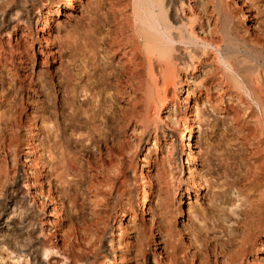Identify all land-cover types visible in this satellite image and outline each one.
<instances>
[{
  "label": "rangeland",
  "instance_id": "374dc122",
  "mask_svg": "<svg viewBox=\"0 0 264 264\" xmlns=\"http://www.w3.org/2000/svg\"><path fill=\"white\" fill-rule=\"evenodd\" d=\"M65 1L44 0L42 8L35 6L30 11V17L33 19L32 24H30L31 27L30 25L25 26V28L30 27L29 29L37 33L39 26L43 23L44 14H47V5L52 6L60 2L62 12L53 17L54 20L49 28L53 39L50 46L55 55L48 56L45 53L44 42L40 47L41 43L39 44L38 39L33 40L30 39V36H21L19 29L12 30L10 36L7 33L1 37L3 51L0 52V178L3 183L7 179L5 178L6 175L11 183V180L19 175V171L20 173L23 172L22 169L30 168L31 171H35L34 168L38 170L43 164L45 157L41 156L38 159L37 151L46 152V125L48 123L46 116L50 108L46 87L53 91L52 99L56 102L54 111L57 110L55 113H58V119L62 122L64 121L61 115L64 94L59 89L62 88L60 82L66 81L64 79L66 75L63 76L65 72L62 70L64 66H68L71 73L72 71L75 72L73 76L71 74V78L75 80L77 76L79 77L75 74L81 70L80 68L84 66V63L91 61L89 59L91 53L88 51L90 49L84 50L86 46L79 52L66 46L71 44L77 46L80 40V29L94 14V4L100 0H76L75 7L66 11L63 10ZM104 1L107 0H101L102 4L105 3ZM227 2V10L233 13L231 15L234 16L236 23H239L238 26H241L243 35L245 34L249 39L264 35V0H227ZM38 32L42 37L43 32L41 30ZM17 45L19 48L12 50ZM58 49H61V54L57 53ZM33 52H35L34 56H32ZM83 52L84 57L80 55ZM27 53L30 55L27 56ZM20 55L23 56V59L19 62L18 56ZM83 58L84 61H82ZM119 59L121 60L119 56L115 58L118 65L114 63L118 70L124 65L123 61L117 62ZM71 61L74 62L71 63ZM101 62V64L105 63L103 60ZM208 70H211V65L205 64L199 65L193 71L190 69L182 72L183 86H178L176 101H170L171 108H167L166 105V108L163 107L160 110V117L167 116L171 111H174L176 117L167 120L169 126L168 128L164 126L166 128L163 130L168 138L165 140L161 136L157 147H154L156 131L152 130L151 136L147 140L145 134L140 131L141 128L138 131L133 130L135 124L128 125V127L125 125L126 133H121V135L123 134L121 136L118 135V129L122 126L111 123L110 134H114L111 136L109 134V140L107 142L103 140L100 145L96 141H92V138H88L87 132H90V124L84 121L85 118L82 116V119L80 117V121L76 122L78 126L69 127L68 129H72L71 131L67 129V135H70L72 140L84 139L83 141H86L84 146L83 143L82 145L78 142L73 143L74 146H78L73 152L77 161H80V179L78 178L80 183L78 182L76 186L72 187L70 193L76 195L78 200L77 213L80 218H76L75 213L73 211L69 213L67 209L59 214L52 210V203L41 204L40 201L43 200V197L39 194L34 196L37 205L41 206H39L40 211L36 213V218L47 222L45 226L48 230L51 229L52 235L58 236V238L62 237V239H58L60 245L62 244L61 246L69 242L75 227L78 226L87 230L96 220L97 216L94 211L96 204L91 190H93V185L102 179L106 168L105 163L110 161L108 152L113 144L112 139H115L120 145L126 142L122 150L123 154L126 155L124 156L125 161L131 165H126V172L132 182L130 189L133 192L130 196L125 195L127 199L124 201L129 205L126 215L122 214L119 206H116V209H108L107 215L110 217L106 218V225L101 226L103 232L100 234L103 237L100 235L101 241L95 239L97 245L95 244L91 254L89 253L93 264L105 262L106 264H171L169 263L171 255H174L177 264H237L242 246H248V244L253 245V247L245 254L243 264H264V247L262 245L264 244V230L257 229V210L264 209V159L262 158L264 151H261L258 145L256 148V141L249 135L251 127L248 121L250 119L243 111L246 106L230 97L228 93L222 95L219 89L214 90L209 98L202 95L196 102L190 101L186 104L182 101L186 98L189 89H195L196 84L201 83ZM39 73H43V79L39 77ZM82 75V79H84V74ZM111 92L107 96L108 105L114 104L113 106L123 110L130 109V101L124 92ZM83 95L81 94L79 97L78 94V100L76 99L78 103L85 102L87 96ZM57 106H59V110ZM189 110H192L191 113L187 112ZM184 116H191L188 121L194 123L190 144L191 147L194 145L193 149L195 148L194 151L197 155L195 172L199 176L196 175L195 182L188 178L189 169L187 166L189 164L186 163L188 148L181 147L183 140L189 143V135L186 136L187 130L184 127L187 120ZM32 129L36 132L33 140L35 142L32 144L34 147L28 148L30 130ZM160 132L158 134L163 133V131ZM171 133L172 138L175 137L174 141L177 143L176 149L182 153L184 163L178 161L176 164L174 161L175 151L174 154H171V151L168 152L167 145L172 138L170 140V135L167 136V134ZM164 142H167V145H163ZM107 143L109 144L106 145ZM8 145L11 146V149ZM149 146L151 148L148 152ZM33 148L36 150L34 151ZM3 150H5L6 158ZM29 150L33 153H26ZM171 155H174L173 158ZM170 158L172 161L169 160ZM114 159L116 158L114 157ZM171 163H174V166H171ZM134 171L136 173L133 175ZM45 173L46 171H44ZM146 174H150L148 181L146 178L143 179ZM45 182L43 185L48 189ZM35 186L37 185L29 184L27 188L34 192ZM144 187L148 188L150 197L147 201L148 204H145L143 214H141L139 204L142 203L140 199ZM64 196L65 205H68V195L63 193ZM132 204H135L134 207L139 211L135 221L131 220L133 211L130 206ZM100 210L102 208L97 209V211ZM120 221L121 223H119ZM229 225L232 226L233 231L228 230ZM111 231L113 233H110ZM52 235L49 234L48 238H54ZM63 242L65 243L63 244ZM119 243L122 244L119 245ZM254 249L255 251L259 249V251L253 252ZM113 252L116 253L115 258L111 255ZM159 252L160 254H158ZM5 261L8 262L7 264H16L15 260L7 259Z\"/></svg>",
  "mask_w": 264,
  "mask_h": 264
},
{
  "label": "bare ground",
  "instance_id": "6f19581e",
  "mask_svg": "<svg viewBox=\"0 0 264 264\" xmlns=\"http://www.w3.org/2000/svg\"><path fill=\"white\" fill-rule=\"evenodd\" d=\"M43 3L44 0H0V52L3 49L1 37L7 33L10 36L12 30L19 29L21 30V36H30V39L33 40L38 39L39 44L41 43L40 47L44 42L45 53L48 56L55 55L50 46L53 39L49 28L54 20L53 17L60 15L62 12L60 2L52 6L47 5V14H44L43 23L39 26V29L37 28L38 31L43 32L42 37H40L37 30V33H34V30L29 29L33 20L30 17V11L35 6L42 8ZM75 3L76 0H66L63 10H72ZM94 5V14L91 15L86 25L80 29V40L77 46L73 44L66 46L69 49H76L78 52L86 46L84 50L90 49L88 51L91 53L89 58L91 61L89 63L85 62L81 68L79 66L82 71L80 70L78 71L79 74H75L79 75L78 78L75 76V80L71 78L75 72L72 71L71 73L68 66H64L62 70L66 73H63L64 77L66 75V78H64L66 81L60 82L62 88L59 89L64 94L62 100L63 112L61 114L64 121L62 122L58 119V113H55L57 110L54 111L56 102L52 99L53 91L46 87L50 102L49 113L46 116L47 125L49 124L46 125V152L37 151L38 159L41 156L45 157L43 164L38 169L39 171L35 168V171H31L30 168L22 169L23 172L20 173L19 171V175L13 176V180L9 179L12 181L11 183L8 181L7 175L4 183L0 178V264H7L8 262L5 261L7 259L15 260L16 264H93L89 253L96 244L95 239L101 241L102 235L100 233L103 232L101 226L105 224L106 218L110 217V215H107L108 209L111 210V208L119 206L123 215H126L128 211L129 205L125 203L124 199H127L125 195H132L133 191L130 189L132 182L126 172V165L129 162L125 161L124 156L126 155L123 154L122 150L126 142L120 145L115 139H112L113 144L108 152L110 161L105 163L106 168L102 179H98L99 181L92 187L91 192L94 195L96 204L94 208L97 216L96 220L87 230L78 226L75 227L71 237L69 236V242H63V244L65 243L64 246H61L62 244L60 245L58 242V239H62V237L58 238V236L52 235L51 229L48 230L45 226L47 222L36 218V213L40 211L41 206L37 205L34 196L39 194L43 197V200L40 201L41 204L52 203V210L59 214L67 209L69 213L73 211L76 218H80L77 213L78 200L75 194L70 193L72 187L78 184L80 176V161H77L73 150L78 147L74 146L76 142L81 145L83 143L84 146L86 141L84 142V139L76 141L73 139V141L70 135H67V129L75 127L76 122L80 121L82 116L86 119L84 121L90 124L89 130L91 133L87 130L88 138H92V141H96L100 145L103 140L106 142L109 140L111 123L122 126L118 129V135L123 132L126 133L125 127H128V125L135 124L133 130L138 131L141 128L140 131L145 134L147 140L151 136V131H156L154 147H157L158 141L162 137L165 140L168 138L163 130L169 126L167 120L176 117L174 111H171L165 117H160V110L163 107L166 108V105L167 108L170 107V101H176L178 86H183V71H189L190 69L193 71L199 65H211V70L206 72L201 83L196 84L195 89H189L186 98L182 101L186 104L190 101L196 102L202 95L209 98L216 89L221 90L222 95L228 93L230 97L246 106L243 111L250 119L248 121L251 127L249 135L256 141V148L258 145V148L260 147V150L264 151V35L253 37V39H249L245 34L243 35L240 29L241 26H238L239 23L237 24L233 18L234 16L231 15L233 13L227 10V0H107L104 4L100 0ZM26 25H30V27L25 28ZM18 48L17 45L12 50ZM57 53L61 54V49H58ZM34 54L35 52L32 53V56ZM83 54L84 52L80 55ZM29 55L30 53H27V56ZM118 56L121 60L119 59L117 62L123 61L124 63L119 70L116 68L118 64L115 60ZM18 57L19 62L22 61L23 56ZM102 60L105 63L101 64ZM82 61H84V58ZM73 62L71 61V63ZM42 74L39 73L41 79L44 78ZM82 74H84L85 80L82 79ZM111 91H114V93L124 92L128 101L131 102H129V105L131 104L130 109L123 110L116 108L113 106L114 104L108 105L109 99L107 96L112 93ZM80 93L87 96L83 103L77 102V96L79 94L80 97ZM190 111L192 110L187 112L191 113ZM190 117H185L187 121L186 126H184L187 130L186 136L189 135V143L183 140V146H180L188 148V160L186 161L189 164L187 166L189 169L188 178L195 182L196 175H198L195 172L197 155L194 151L195 148L193 149L194 145L191 147L190 144L194 124L188 121ZM160 131H163V133L158 134ZM35 134L34 129L30 130L28 148H32V144L35 142L33 141ZM113 134L111 133L110 136ZM169 135L171 140L173 135L172 133L167 134V136ZM174 139L175 137L172 138L171 142H168L169 145L166 144L167 142H164L163 145H167L168 152L171 151V154H174L175 151L176 157L173 160L176 164L178 161L184 163L182 153L176 149L177 143ZM96 142L93 143L96 144ZM103 143L105 144V142ZM150 148V146L147 148L148 152ZM33 149L36 150V148ZM3 151L6 158L5 150ZM30 151L26 153H33ZM9 155L11 156V154ZM14 155L17 156V154ZM262 158L264 159V155ZM169 160L172 161L171 158ZM171 166H174V163H171ZM44 171H46L45 174ZM33 173L36 175H33ZM135 173L134 171L133 175ZM145 178L148 181L150 174H146L143 179ZM44 181H46L48 189L44 187ZM29 184L37 185L34 192L29 191L27 188ZM142 191L143 194L140 199L142 203L139 204L141 214H143L145 204L150 197L147 187H144ZM62 192L68 195V205H65L63 199L65 196L63 197ZM135 204L130 206L133 211L131 217L133 221H135L139 212L134 207L138 203ZM96 207H99L97 209L102 208V210L97 211ZM237 215L239 216V214ZM257 223V229L264 230L263 208L257 210ZM228 227L229 231H233L231 225ZM49 234L54 238H48ZM229 234L232 235L231 232ZM121 244L119 243V245ZM262 245L264 247V244ZM245 246H242V250L240 249L239 259H237L240 264H243L245 254L253 247L249 244ZM257 250L259 251V249H256V251L254 249L253 252H258ZM111 255L113 258L116 257L115 252ZM170 261L171 264H177L174 255H171ZM103 264H106V262Z\"/></svg>",
  "mask_w": 264,
  "mask_h": 264
}]
</instances>
